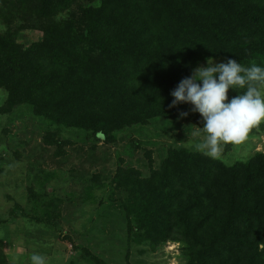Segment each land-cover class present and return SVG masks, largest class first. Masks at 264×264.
<instances>
[{"label":"trees","instance_id":"1","mask_svg":"<svg viewBox=\"0 0 264 264\" xmlns=\"http://www.w3.org/2000/svg\"><path fill=\"white\" fill-rule=\"evenodd\" d=\"M75 1L0 0L3 112L27 105L112 143L125 127L174 115L171 92L200 61L264 66V0H98L52 20ZM21 14L41 40L18 41ZM112 182L141 243L181 242L184 264H264V151L228 164L170 146L149 174L119 166Z\"/></svg>","mask_w":264,"mask_h":264},{"label":"rangeland","instance_id":"2","mask_svg":"<svg viewBox=\"0 0 264 264\" xmlns=\"http://www.w3.org/2000/svg\"><path fill=\"white\" fill-rule=\"evenodd\" d=\"M97 1L76 0L52 20L79 17L83 6ZM24 23L21 14L11 25L19 29L20 43L30 45L43 38L39 26L23 28ZM6 29L2 25L1 30ZM200 66H207V60L196 68ZM235 95L230 89L229 98ZM6 98L7 91L1 88L0 264H29L33 252L45 255L49 264H94L92 255L107 264L187 261L181 242L151 247L128 233L132 216L125 213L124 194L112 180L119 166L149 174L150 164L160 165L170 146L195 149L203 137L191 133L203 124L191 105H178L170 117L157 116L125 127L115 142L106 143L85 129L52 125L27 105L3 112ZM182 111L190 114L178 119ZM57 141L63 143L61 149ZM226 146L221 159L228 164L264 151V124L253 129L245 145Z\"/></svg>","mask_w":264,"mask_h":264},{"label":"clouds","instance_id":"3","mask_svg":"<svg viewBox=\"0 0 264 264\" xmlns=\"http://www.w3.org/2000/svg\"><path fill=\"white\" fill-rule=\"evenodd\" d=\"M238 95L229 98V90ZM242 90V91H241ZM170 107L191 105L192 113H199L203 127L192 132L202 135L195 150L211 158L220 159L226 145H245L253 129L264 124V66L252 63L245 66L228 58L216 63L207 60V66L193 70L171 92ZM182 111L179 118L189 116ZM29 264H49L48 258L38 252L29 256Z\"/></svg>","mask_w":264,"mask_h":264}]
</instances>
